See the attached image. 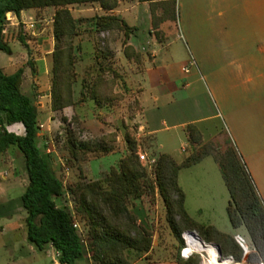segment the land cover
I'll list each match as a JSON object with an SVG mask.
<instances>
[{
	"label": "trees",
	"instance_id": "16d2710c",
	"mask_svg": "<svg viewBox=\"0 0 264 264\" xmlns=\"http://www.w3.org/2000/svg\"><path fill=\"white\" fill-rule=\"evenodd\" d=\"M127 1L152 4L154 29L168 19L176 20L175 0H0V54L10 52L11 41L28 46L29 35L24 24L25 29L17 34L6 32L9 14L20 17L25 11L52 8L55 10L56 42L50 76L52 111L62 112L89 103L97 108L112 107L116 101L124 99L116 88L122 86L126 91H132L126 77L115 67L112 52L99 48L93 64L80 78L77 52L81 45L76 44V39L80 36L81 26L89 23L100 35L123 34V55L127 60L141 64L142 55L128 45L133 29L114 14L120 4ZM87 4H98L104 13L91 18H75L71 7ZM160 9L163 13L158 15ZM29 65L34 72L37 71L32 63ZM25 77L26 67L8 74L0 66V156L15 147L25 157L29 184L22 200L27 213L28 240L40 251L54 248L59 264H80L87 257L93 264H134L143 258L149 259L154 248V232L140 224L132 208L138 202L156 205L160 198L167 221L182 244V234L194 231L207 245H220L223 258L232 257L240 264L264 261V208L234 152H222L205 139L198 125L190 124L186 133L192 146L191 154L182 162L171 154H159L150 171L138 156L139 140L127 129V155L117 166L99 180L86 181L82 176L78 183L65 186L50 156L38 146L43 138L40 136L39 106L36 95H26L22 90ZM78 82H81L82 89L76 100L75 85ZM136 106L140 107L138 99ZM64 121L63 134L57 139L70 159L81 162L89 156L100 159L117 152V133L83 140L81 136L88 131V120L76 114L71 121L67 118ZM16 124L23 126V135L8 130L9 126ZM209 157L219 164L229 190L227 213L232 226L236 230L246 228L252 248L257 251L247 260L235 236L214 226L199 224L186 209V193L180 185V173ZM67 194L75 204L76 215L84 222L85 229L81 232L74 227L76 218L70 210L58 205V200ZM181 253L175 258L178 264L201 263L200 256L186 260Z\"/></svg>",
	"mask_w": 264,
	"mask_h": 264
},
{
	"label": "rangeland",
	"instance_id": "374dc122",
	"mask_svg": "<svg viewBox=\"0 0 264 264\" xmlns=\"http://www.w3.org/2000/svg\"><path fill=\"white\" fill-rule=\"evenodd\" d=\"M89 6L93 7L94 5ZM71 10L75 18H89L83 15V9L79 6H73ZM91 12L95 14L94 10ZM54 14L55 10L49 8L43 11H25L20 17L11 16L7 18L6 32L10 35L17 34L25 29L23 25L25 22L30 24L27 26L28 29H26L29 41L27 47L23 46L19 41H11L9 43L11 46L10 52H2L0 54V66L5 67L8 74L16 73L19 70L17 68L26 67L27 76L22 90L26 95H36V103H43L44 106H40V116L44 126L40 136L44 137L46 135L47 142L42 138L38 146L50 156L58 176L65 186H69L81 181L82 176L86 178V181L101 179L111 167L119 163L127 154L126 130L129 129L139 138V130L137 129L139 108L136 106L137 91H126L124 87L119 86L116 88V92L123 94L124 99L116 101L112 107L97 108L94 104L89 103L78 108H67L62 112H53L51 110V91L48 88L51 85L50 76L53 59L49 53L55 49L56 45L53 27ZM165 33L168 39L167 46L164 49L157 48L161 51L160 61L169 59L170 55L168 54H171L173 59L168 60L170 66L179 70L188 64L190 73L183 74L190 85L189 91L205 94L214 105L216 114H218L209 123L210 128L205 130V139L213 142L222 152L232 151L235 153L264 208V123L238 122L232 116L230 117L226 113L223 114L221 100L223 95V76L197 68L192 60L191 50L182 36L180 27H174L170 32L165 31ZM84 39L87 40V43L82 44L81 40ZM122 40L123 36L119 33L100 35L95 32L92 24L82 25L80 36L76 39V44L81 45V49L77 52V70L80 78L84 76L86 69L93 64L94 56L99 48L112 52L115 67L125 77L129 78L135 69L123 58V54L120 55ZM10 57L13 58L12 62L16 63L15 69L14 67L9 68ZM29 63H32L35 68L37 67L36 72H34ZM191 63L193 65H190ZM38 65L41 66V72L38 71ZM39 73L40 80H38L39 83H36ZM81 89L82 84L78 82L75 85L76 100L80 98ZM76 114H80L88 120L86 124L88 131L81 136L83 140L117 133L116 145L118 152L100 159L89 156L81 162L70 159L68 152L58 142L57 138L59 134H63V128L65 127L64 118L71 121ZM139 140L148 156L158 157L159 153L152 148L153 145L149 139L140 137ZM180 147L181 145H178L179 149ZM12 155L16 159L19 169L15 174L10 168H3V176L8 179L7 181H12L17 175L20 176V185L14 187L11 191V198L18 199L26 191L24 185L28 180V175L25 157L20 149L13 147ZM184 156L185 154L182 152L177 154L179 158ZM0 180H2V175H0ZM7 181H4V183ZM182 183L188 193L186 209L196 222L205 226L213 225L216 229L223 232H235V234H231L235 238L237 237L236 234L240 233L238 231L241 230L244 234L241 233L242 237L251 249L244 259L246 258L245 260H247L251 253L257 252L252 248L247 229L236 230L229 220L226 207L229 205L230 193L220 166L213 157H209L199 167L185 170L182 174ZM58 205L70 210L76 218L75 221L80 224V232L85 229L84 222L76 215L75 204L68 194L58 200ZM132 210L139 218L140 224L154 232V244L156 243L160 247L170 249L168 252L159 251L152 255L150 259L153 260L155 257L160 260L168 257H177L181 251L183 257V250L187 247L186 232L182 234L184 240V244H182L167 221L166 209L160 198L156 205H150L148 202H138ZM26 215L27 213L24 211L23 216ZM23 216H16L13 222L0 217V264H53L55 259L58 260L57 251L51 247L47 248L46 251H40L28 241L27 228L19 230ZM181 247L182 249H180ZM187 250L188 248L185 254H187ZM189 253H195L194 256H200V264H212L208 254L204 251L201 253L196 252L189 247ZM89 260L90 258L87 257L82 264H90Z\"/></svg>",
	"mask_w": 264,
	"mask_h": 264
},
{
	"label": "crops",
	"instance_id": "0c3cea01",
	"mask_svg": "<svg viewBox=\"0 0 264 264\" xmlns=\"http://www.w3.org/2000/svg\"><path fill=\"white\" fill-rule=\"evenodd\" d=\"M175 2L176 20L168 19L160 23L156 29L152 23L150 2H122L114 14L125 20L133 29L128 45L142 55L141 64L129 61L123 55V58L135 69L126 80L131 89L137 91V99L140 103L138 137L149 139L152 148L159 154H171L182 162L192 152L186 133L187 127L196 124L205 135V130L210 128L209 123L218 114L205 94L189 91L190 85L183 74L186 73L184 69L188 68V64L183 65L184 67L179 70L170 66L168 60L173 59L171 54H168L169 59L160 61V49H164L168 42L165 31L170 32L172 28L180 27L197 68L223 76L221 98L223 114L232 116L238 122L264 123V0H175ZM79 7L83 9L84 14H82L89 18L104 13L98 4L93 7L89 4ZM92 10L95 14H92ZM162 13L163 9H160L157 14ZM81 42L84 44L87 40ZM158 47L160 49H157ZM53 52L54 50L49 53L52 59ZM122 54L123 40L120 50V55ZM12 60L13 58L10 57L9 68L15 69L16 63ZM38 67V71L41 72V66ZM2 68L6 72V68ZM39 76L40 73L36 83H39ZM48 89L51 91V85ZM41 105L44 107L43 103L38 104L39 124L43 126L40 116ZM22 127L21 124H16L9 126L8 130L23 135ZM43 139L47 142L46 135ZM178 145H181L180 149ZM139 149L143 150L141 143ZM12 152L13 148L6 155L0 156V175L3 180H0V217L11 222L16 216H23L24 211L26 212L22 197L11 198L12 189L20 185V176L17 175L12 181H7L8 179L3 176V168H10L15 174L19 169ZM181 152L185 156L177 157ZM208 159L181 171L179 181L186 193V203L188 193L182 183V174L185 170L203 165ZM28 184L29 179L24 185L26 189ZM26 216L21 218L19 230L27 228ZM238 232L240 233L236 236H242L243 232L241 230ZM224 233L235 234L232 231ZM168 250L170 249L155 243L151 256L159 251L168 252ZM175 258L158 260L154 257L152 260L146 257L134 264H178ZM89 263L93 264L91 260ZM53 264H59V261L55 259Z\"/></svg>",
	"mask_w": 264,
	"mask_h": 264
},
{
	"label": "built area",
	"instance_id": "2783aa9c",
	"mask_svg": "<svg viewBox=\"0 0 264 264\" xmlns=\"http://www.w3.org/2000/svg\"><path fill=\"white\" fill-rule=\"evenodd\" d=\"M11 16H13V15L9 14V15H8V18H10ZM24 25H25L26 28L28 29L27 26L30 25V24H28V23L25 22ZM184 70H185L186 73H189V69H188V68H186V69H184ZM40 128L43 129L44 126H40ZM184 151H185V150H184ZM138 156H139V158H140V161H141L145 166H147L150 170H151L152 167L155 165L156 160H157V158H155V157H150V156H148V154H147L144 150H142V149H139V151H138ZM74 227H75L76 229L80 230V224H79L77 221H75V223H74ZM185 235H186V233H185ZM185 239H186V237H185ZM236 240L238 241V243L240 244V246L243 248V250H244V252H245V255L249 254L250 251H251V249H250V247L248 246V243L246 242V240H245L242 236H237V237H236ZM186 242H187V240H186ZM187 248H188V243H187V247L183 250V258H185V259H190L191 257H193V256L195 255V253H194V254H191V255H186V254H185V251H186ZM221 259H222V260H227V261H229V262H230L229 264H240V263H236L235 260H234L232 257H229V258H223V256H222ZM245 259H246V258H245ZM257 264H264V261L261 260V261H259Z\"/></svg>",
	"mask_w": 264,
	"mask_h": 264
},
{
	"label": "bare ground",
	"instance_id": "6f19581e",
	"mask_svg": "<svg viewBox=\"0 0 264 264\" xmlns=\"http://www.w3.org/2000/svg\"><path fill=\"white\" fill-rule=\"evenodd\" d=\"M187 243H188V250L186 255H191L194 253H189V247L191 250H194L196 252H202L204 251L206 254H208L210 262L212 264H229V261H224L221 259L220 254L216 246L210 244L207 245L205 242H203L198 236L192 235V234H186L185 235Z\"/></svg>",
	"mask_w": 264,
	"mask_h": 264
},
{
	"label": "water",
	"instance_id": "95a60500",
	"mask_svg": "<svg viewBox=\"0 0 264 264\" xmlns=\"http://www.w3.org/2000/svg\"><path fill=\"white\" fill-rule=\"evenodd\" d=\"M186 234L196 235V236H198V237L202 240V238H201L196 232H194V231H188V232H186ZM202 241L204 242V240H202ZM212 245L216 246V248H217L218 251H219L220 257L222 258L223 253H222V249H221L220 245L215 244V243L212 244Z\"/></svg>",
	"mask_w": 264,
	"mask_h": 264
}]
</instances>
